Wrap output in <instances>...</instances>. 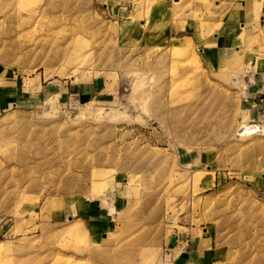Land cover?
Returning a JSON list of instances; mask_svg holds the SVG:
<instances>
[{
	"label": "rangeland",
	"instance_id": "1",
	"mask_svg": "<svg viewBox=\"0 0 264 264\" xmlns=\"http://www.w3.org/2000/svg\"><path fill=\"white\" fill-rule=\"evenodd\" d=\"M0 264H264V0H0Z\"/></svg>",
	"mask_w": 264,
	"mask_h": 264
},
{
	"label": "crops",
	"instance_id": "2",
	"mask_svg": "<svg viewBox=\"0 0 264 264\" xmlns=\"http://www.w3.org/2000/svg\"><path fill=\"white\" fill-rule=\"evenodd\" d=\"M218 40V39H217ZM212 50V49H210ZM213 51V50H212ZM209 51L206 52V54L208 53ZM228 51H215V55L212 57V61H214L215 59H217L218 55L219 54H223V53H227ZM234 51H232L231 53L233 54ZM207 57H208V54H207ZM222 57V56H220Z\"/></svg>",
	"mask_w": 264,
	"mask_h": 264
},
{
	"label": "bare ground",
	"instance_id": "3",
	"mask_svg": "<svg viewBox=\"0 0 264 264\" xmlns=\"http://www.w3.org/2000/svg\"><path fill=\"white\" fill-rule=\"evenodd\" d=\"M244 5V4H243ZM257 9H259V6H257Z\"/></svg>",
	"mask_w": 264,
	"mask_h": 264
}]
</instances>
